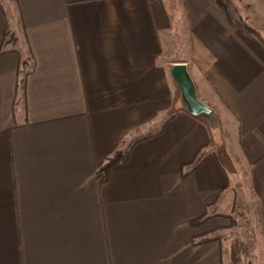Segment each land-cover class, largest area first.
Wrapping results in <instances>:
<instances>
[{"label":"crops","instance_id":"crops-1","mask_svg":"<svg viewBox=\"0 0 264 264\" xmlns=\"http://www.w3.org/2000/svg\"><path fill=\"white\" fill-rule=\"evenodd\" d=\"M11 2L0 0V264L231 262L234 240L217 234L234 226L222 215L236 210L237 161L264 258V47L250 29L264 36V0ZM178 37L187 57L170 59ZM176 63L225 126L186 110Z\"/></svg>","mask_w":264,"mask_h":264},{"label":"rangeland","instance_id":"rangeland-1","mask_svg":"<svg viewBox=\"0 0 264 264\" xmlns=\"http://www.w3.org/2000/svg\"><path fill=\"white\" fill-rule=\"evenodd\" d=\"M12 0H1L4 7L9 11V8L12 4ZM181 13L178 15L179 19V25H183L182 18H180ZM12 28V25H10ZM171 44V43H170ZM172 52L169 53L168 58L170 59H177L181 60L186 58L185 54V47L182 45V41L178 37V42L174 45L171 44ZM179 91V97L180 96ZM202 99V98H200ZM204 101V100H203ZM206 102V101H205ZM208 104V102H206ZM209 105V104H208ZM211 108H213L211 105H209ZM214 110V108H213ZM215 112V110H214ZM217 114V112H215ZM217 123L221 126H225V119L223 116H219L217 114L216 117ZM226 142V141H225ZM228 139L226 146L228 147ZM225 146V147H226ZM230 147V146H229ZM224 154L222 157L223 160L226 158L231 157L234 155L232 148H226L224 149ZM223 153V151H222ZM226 157V158H225ZM235 157V156H234ZM234 159H237L236 157ZM229 160V159H228ZM226 160L227 162H229ZM230 163V162H229ZM227 164L230 166L231 164ZM239 164H234L232 168H229L230 170L234 171L236 174H238L235 179L231 181L230 189L234 191V199H235V206L236 210L232 211L230 213L224 214V216L228 221L232 222L234 226H232L229 229H226L224 231L219 232L217 235L220 239H222L225 244H231V242L237 237L243 240V242L246 243L247 247V254L244 257V262L247 264H264V258H263V244L260 236V230H259V215L257 210V200L255 193L253 192V189L250 184V167L247 165L241 164L239 161H237ZM230 259L226 258V264H230Z\"/></svg>","mask_w":264,"mask_h":264},{"label":"water","instance_id":"water-1","mask_svg":"<svg viewBox=\"0 0 264 264\" xmlns=\"http://www.w3.org/2000/svg\"><path fill=\"white\" fill-rule=\"evenodd\" d=\"M171 74L182 93L185 108L189 113L195 116H212L215 114L213 108L198 97L196 84L190 75L187 64H174Z\"/></svg>","mask_w":264,"mask_h":264},{"label":"trees","instance_id":"trees-1","mask_svg":"<svg viewBox=\"0 0 264 264\" xmlns=\"http://www.w3.org/2000/svg\"><path fill=\"white\" fill-rule=\"evenodd\" d=\"M252 33L254 34L255 38L258 40V42L264 47V36L261 35V33L255 29L250 28ZM3 51L0 52L2 54ZM127 157V154L125 153H119L114 158L109 160V162L104 167V175L109 172V170L116 165L119 161L125 160ZM203 161V156H201V152H199L195 158V160L188 166L185 170H183V175L185 176L190 170L195 169L198 167L201 162ZM210 218V215L204 214L203 216L195 219L193 221V224H200L202 222H205ZM210 240V239H209ZM247 253V247L246 244L240 239L235 238L232 243V264H247L243 260V256Z\"/></svg>","mask_w":264,"mask_h":264}]
</instances>
